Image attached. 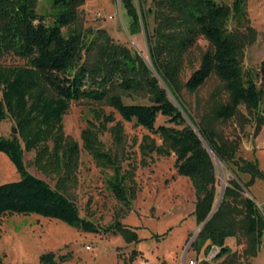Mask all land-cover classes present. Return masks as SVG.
Listing matches in <instances>:
<instances>
[{
	"label": "trees",
	"instance_id": "1",
	"mask_svg": "<svg viewBox=\"0 0 264 264\" xmlns=\"http://www.w3.org/2000/svg\"><path fill=\"white\" fill-rule=\"evenodd\" d=\"M78 1L51 0L52 16L47 19L46 13L36 10L37 0H0V56L12 53L26 59L20 65L0 64V123L10 116L18 130L8 137L0 133V151L20 173L18 180L0 183V215L38 213L82 230L98 231L79 214L66 191L77 183L80 152L84 149L99 166L113 171L108 187L118 200L129 204L125 182L134 192L136 166L121 173L117 156L104 150L99 134L108 129L113 142L120 144L124 138L121 119L134 120L160 138L157 143L150 133L143 134L138 144L141 155H173L176 172L190 179L198 224L217 202L215 168L205 143L234 174H249L243 183L238 178L227 180L219 205L191 241V249L196 255L201 250L204 254L216 244L220 251L215 264L229 262L228 256L234 252L226 238L239 231L245 236L244 253L255 256L264 217L245 192L256 177L264 179V171L255 160L238 155V137L229 138L216 127L235 116L241 106L258 113L264 96V60L260 63V84L256 80L258 72L244 68L242 63L243 47L255 38L256 30L249 24L246 33L238 27L228 28L231 18L237 23L247 22L243 15L246 0H150L148 8H144V0H137L138 5L136 0H120L130 30L144 32L149 61L115 41L104 28L73 25L78 18ZM199 37L207 40L208 48L183 81L187 53ZM212 74L220 86L210 95L209 109L196 119L183 106L194 128L168 90L182 102L183 88L194 93ZM81 99L104 102L112 110L93 109L92 118L86 119L80 131L79 142L64 133L62 121L69 103ZM115 112L121 119L115 118ZM158 114L167 116L170 124L156 125ZM256 116L258 131L264 116ZM24 151L34 152L35 169L54 177V187L27 170ZM112 231L128 232L119 223ZM40 261L57 264L52 251L42 253Z\"/></svg>",
	"mask_w": 264,
	"mask_h": 264
},
{
	"label": "rangeland",
	"instance_id": "2",
	"mask_svg": "<svg viewBox=\"0 0 264 264\" xmlns=\"http://www.w3.org/2000/svg\"><path fill=\"white\" fill-rule=\"evenodd\" d=\"M78 2V18L73 25L92 30L104 28L115 41L141 53L149 61L144 32L130 30L120 0ZM136 3L138 5L137 0ZM148 7L150 0H144V8ZM36 10L46 13V18L51 19V0H37ZM243 15L247 22L241 20L237 23L231 18L228 21V28L238 27L246 33V25L249 24L256 30L255 38L250 39L243 47L242 63L244 68L258 72L256 80L257 84H260V63L264 60V0H246ZM148 21L151 29L152 14ZM66 30V27H63L64 33ZM207 48V40L199 37L197 43L187 53L188 64L182 74L183 81L199 65L200 57ZM25 62V58L12 53L0 56V64L3 66L20 65ZM219 86L220 81L212 74L194 93L183 88L180 93L182 102L175 97L173 99L183 110L185 106L196 119H199L201 114L209 109L210 95ZM97 108H102L106 112L112 110L104 102L88 99L71 101L63 115L64 133L81 142L80 131L85 126L86 119L92 118L93 109ZM263 108L264 96L258 111L264 116ZM258 113H251L241 106L235 116L219 122L216 127L229 138L238 137L240 141L238 155L255 160L258 167L264 171V119L260 129L255 131ZM114 116L121 119L116 112ZM121 121L124 125V138L120 144L113 142L108 129L99 134V139L104 150L117 156L121 173L124 174L133 165L136 166L134 192L131 191V187H127L129 182L127 180L125 182L130 198L129 204L118 200L108 187L107 180L111 178L113 171L99 166L86 150L81 149L77 183L67 189L66 195L75 202L79 214L91 221L98 231L82 230L60 219L38 213L2 214L1 264H47L40 261V255L49 251L54 252L57 264H188L189 259L203 255V250L196 255L191 249V242L189 243L200 225L193 213L196 196L190 179L176 172L173 155L157 156L151 153L148 156L144 154L143 157L138 149L142 135L150 133L157 143L160 142V138L136 124L134 120ZM155 124L170 123L167 122V116L158 114ZM12 127H16L15 121L8 116L0 123V133L5 137L18 134V130L16 133L11 131ZM33 156V151H24L27 170L54 187L55 178L36 170L32 163ZM211 158L216 174L217 201L222 185V174L225 185L231 178H238L243 183L249 178V174L239 173L237 176L218 157V160L212 156ZM19 178L20 173L7 154L0 151V183ZM245 194L264 211L263 178L256 177ZM235 217L239 218L240 213L236 212ZM118 223L128 230L126 235L112 231L114 224ZM226 239L234 253L228 256L230 261L223 264H264V248L258 247L255 256L244 253L245 236L241 232L238 231L236 236H228ZM217 262L218 260L214 258L208 264Z\"/></svg>",
	"mask_w": 264,
	"mask_h": 264
},
{
	"label": "water",
	"instance_id": "3",
	"mask_svg": "<svg viewBox=\"0 0 264 264\" xmlns=\"http://www.w3.org/2000/svg\"><path fill=\"white\" fill-rule=\"evenodd\" d=\"M155 72V71H154ZM155 74L157 75V73L155 72ZM161 80V79H160ZM161 83L163 84L164 87L165 84L164 82L161 80ZM171 98L173 99L174 97L172 96L171 92L168 90ZM174 101V99H173ZM175 102V101H174ZM179 109L182 111V113L184 114L185 118L189 121V123L195 128V126L193 125L192 121L189 119V117L187 116V114L185 113V111L180 107L179 103H175ZM11 131L13 133H16L17 128L16 127H12ZM205 146L207 147L208 152L210 153V155L215 158V160H218V158L216 157V155L214 154L213 150L205 143ZM222 185H221V189H220V195L219 198L216 202V204L213 206L212 210L210 211V213L206 216V218L204 219L203 222H201V224L199 225L197 231L193 234V236L191 237V239L189 240V243L193 240L194 237H196V235L198 234V232L201 230V228L203 227L204 223L209 219V217L211 216V214L215 211V209L217 208V206L219 205V202L221 201V198L223 196V192H224V187H225V182H224V178H223V174H222Z\"/></svg>",
	"mask_w": 264,
	"mask_h": 264
},
{
	"label": "built area",
	"instance_id": "4",
	"mask_svg": "<svg viewBox=\"0 0 264 264\" xmlns=\"http://www.w3.org/2000/svg\"><path fill=\"white\" fill-rule=\"evenodd\" d=\"M262 213L264 217V211H262ZM258 247L264 248V228L258 242ZM219 251H220V246L216 244H211L208 250L202 256L189 259L188 264H203L205 262L208 263L212 261L214 258H216Z\"/></svg>",
	"mask_w": 264,
	"mask_h": 264
}]
</instances>
